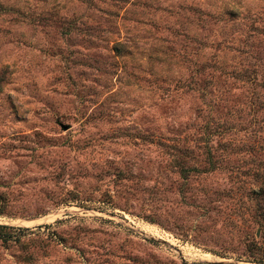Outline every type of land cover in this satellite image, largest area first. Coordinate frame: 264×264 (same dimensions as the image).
Returning a JSON list of instances; mask_svg holds the SVG:
<instances>
[{
	"label": "rangeland",
	"instance_id": "obj_1",
	"mask_svg": "<svg viewBox=\"0 0 264 264\" xmlns=\"http://www.w3.org/2000/svg\"><path fill=\"white\" fill-rule=\"evenodd\" d=\"M264 262V0H0V264Z\"/></svg>",
	"mask_w": 264,
	"mask_h": 264
},
{
	"label": "trees",
	"instance_id": "obj_2",
	"mask_svg": "<svg viewBox=\"0 0 264 264\" xmlns=\"http://www.w3.org/2000/svg\"><path fill=\"white\" fill-rule=\"evenodd\" d=\"M257 264H264V262H260V261H259V262H257Z\"/></svg>",
	"mask_w": 264,
	"mask_h": 264
}]
</instances>
